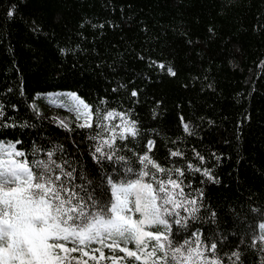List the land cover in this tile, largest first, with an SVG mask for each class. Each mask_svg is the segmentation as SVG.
Masks as SVG:
<instances>
[{"label": "trees", "instance_id": "16d2710c", "mask_svg": "<svg viewBox=\"0 0 264 264\" xmlns=\"http://www.w3.org/2000/svg\"><path fill=\"white\" fill-rule=\"evenodd\" d=\"M72 93L90 106L92 127L79 126ZM55 106L69 112L67 123L48 112ZM107 113L123 116L102 119ZM125 120L137 135L120 140ZM113 134L103 149L113 159H97L96 146ZM0 144L29 162L54 152L97 196L109 176L135 179L125 168L139 172L137 157L148 155L166 171L149 167L145 182L171 177L198 199V219L173 225L174 244L195 245L198 233L202 248L217 243L206 254L222 264H264V245H252L264 223V0H0ZM95 249L84 250L96 260L70 255L138 264Z\"/></svg>", "mask_w": 264, "mask_h": 264}, {"label": "snow or ice", "instance_id": "6c2138e0", "mask_svg": "<svg viewBox=\"0 0 264 264\" xmlns=\"http://www.w3.org/2000/svg\"><path fill=\"white\" fill-rule=\"evenodd\" d=\"M169 72L175 74L171 69ZM69 98L76 102L77 119L85 118L79 126L92 127L90 106L74 93ZM114 115L123 116L107 113L102 119ZM119 129L120 140L137 135L135 121L125 120ZM116 139L113 134L96 146L95 152L100 154L97 159H113L103 149H111ZM151 144L150 141L149 147ZM53 155L54 152L50 151L47 160L29 162L19 159L24 153L15 145L0 144V264H72L73 260L81 264L70 254L79 251L96 260L95 255L84 250L90 244H99L101 249L108 248L112 252L118 249L138 264H222L215 256H206V252L215 254L217 243L202 248L203 241L198 233H192L195 247L190 239L174 244L173 225L186 227L190 219H198V199L185 198L182 181L171 177L156 179L153 173L154 183L145 182L144 177L150 175L149 167L156 172L166 171L148 155L137 157L142 165L139 172L125 168V174L135 175V179L117 181L109 176L106 185L101 186L99 196L95 189L89 191L91 182L88 186L76 185L73 172H63L62 166L52 159ZM171 155L180 154L173 152ZM117 159L124 161V157ZM58 170L62 175L56 174ZM175 171L180 176L184 174L180 169ZM204 175L213 179L208 171H204ZM181 209L188 214L186 217L181 216ZM152 228L162 230L152 231ZM258 229L259 235L253 239V246L257 242L264 245V223ZM109 240L111 243H106ZM68 242L76 246L66 247ZM128 245H133L136 250H130ZM101 249L95 251L104 258ZM232 256L236 261L240 260L239 252H233ZM109 259L118 264L123 257Z\"/></svg>", "mask_w": 264, "mask_h": 264}, {"label": "rangeland", "instance_id": "374dc122", "mask_svg": "<svg viewBox=\"0 0 264 264\" xmlns=\"http://www.w3.org/2000/svg\"><path fill=\"white\" fill-rule=\"evenodd\" d=\"M48 112H50L57 120L64 122V123L67 122V120L69 118V112L63 108L58 107V106L50 107ZM192 247H195V245H192ZM206 256H207V254H206ZM207 257H209V256H207Z\"/></svg>", "mask_w": 264, "mask_h": 264}]
</instances>
